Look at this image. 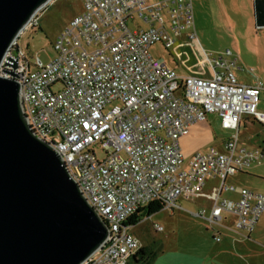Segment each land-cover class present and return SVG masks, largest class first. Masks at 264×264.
I'll list each match as a JSON object with an SVG mask.
<instances>
[{
  "label": "built area",
  "instance_id": "obj_1",
  "mask_svg": "<svg viewBox=\"0 0 264 264\" xmlns=\"http://www.w3.org/2000/svg\"><path fill=\"white\" fill-rule=\"evenodd\" d=\"M79 1L82 11L56 38L51 61H31L18 38L0 71L18 80L31 129L56 149L109 226L84 264H127L142 244L124 222L157 200L172 209L180 199L205 196L210 205L195 214L210 226L220 225L227 210L236 230L251 232L264 212V193L243 187L232 200L221 190H233L228 177L261 162L264 149L241 146L234 132L223 150L210 146L186 157L180 139L211 113L234 130L244 116L264 122L258 111L264 82H239L231 49L214 55L199 48L191 0ZM39 12L26 28L38 25ZM158 43L183 72L150 53ZM210 176L221 184L205 193Z\"/></svg>",
  "mask_w": 264,
  "mask_h": 264
},
{
  "label": "water",
  "instance_id": "obj_2",
  "mask_svg": "<svg viewBox=\"0 0 264 264\" xmlns=\"http://www.w3.org/2000/svg\"><path fill=\"white\" fill-rule=\"evenodd\" d=\"M50 1L0 0V66ZM256 21L264 26L259 3ZM20 88L0 71V264H84L107 239L109 226L56 149L31 129Z\"/></svg>",
  "mask_w": 264,
  "mask_h": 264
},
{
  "label": "rangeland",
  "instance_id": "obj_3",
  "mask_svg": "<svg viewBox=\"0 0 264 264\" xmlns=\"http://www.w3.org/2000/svg\"><path fill=\"white\" fill-rule=\"evenodd\" d=\"M191 1L200 49L202 45L209 53L214 55L226 49H231L238 58H241V54L237 50L238 47L246 54H253L258 47L264 48V41H259L260 39L254 34L253 26L256 24V18H251L250 11L247 12L242 6H237V2L232 0H224V2L221 0ZM81 11L82 3L79 0H51L43 7L38 14L39 25H29L22 31L18 39L19 45L28 58L33 62L37 61V58H40L44 63L51 61L56 55L54 49L56 38L68 26L73 17ZM261 29L264 30V26ZM150 53L156 58H163L170 67L175 68L178 72H183L162 44L158 43L152 46ZM235 73L236 75L239 74L236 71ZM244 74L246 77L250 76L247 71ZM59 87V85H55L54 89ZM261 97L260 110L264 107L263 92ZM208 122L218 138L233 132L231 129L223 128L218 116L208 115L205 121L198 123L195 130H192V144L195 145L199 142L204 144L202 148L208 147ZM255 127L256 130L261 129L257 124H255ZM244 131V126H241V140ZM96 150L98 156L102 158L104 154L101 148L98 147ZM262 160L261 164L254 163L247 169L254 166H257L256 169L264 168V159ZM208 187L210 186L205 188L206 191H208ZM179 201L185 209L164 208L131 226L130 231L139 238L140 243L143 245L153 240H159L164 245L176 242L175 244L181 246L180 248L186 247V249L196 245H208V222L186 211V209H197L193 201ZM155 224L162 225L164 229L162 231L156 230Z\"/></svg>",
  "mask_w": 264,
  "mask_h": 264
},
{
  "label": "crops",
  "instance_id": "obj_4",
  "mask_svg": "<svg viewBox=\"0 0 264 264\" xmlns=\"http://www.w3.org/2000/svg\"><path fill=\"white\" fill-rule=\"evenodd\" d=\"M221 1L224 2V0ZM232 1L237 2V6H242L247 12L250 11L251 18H256V6L258 3L260 6L264 5L263 0L262 2H258V0ZM262 27L263 26H258L256 21L253 29L254 34L258 37V39H260L259 41L263 42L264 30L261 29ZM237 50L238 53L241 54V58H239L238 61V67L235 70L236 72H239V74L236 75L238 81L248 85L257 84L260 81L264 82V48L261 49L258 47L253 54L248 53L250 55L244 53L239 47ZM246 71L250 73L249 77L245 76L244 72ZM262 92L264 93V90ZM259 105L258 111L264 113V107L260 110ZM209 115H216L220 118L217 113H211ZM202 121L192 125L189 132L183 135L180 139L181 147L186 157L191 156L199 149H205L202 148L204 144L198 142L194 145L191 142L192 130H195V126ZM255 124L259 125L261 129L258 128V130H256ZM241 126H244L245 129L242 135V140L240 137ZM225 129L228 130L230 128ZM231 130H233V132L218 138L208 122V147L216 146L220 150H223L224 141L234 132H237L240 138L239 142L241 146L264 149V132H262L264 131V122L258 121L250 116H244L239 128L237 130ZM262 159H264V157ZM262 161L263 160H261V162L254 163L261 164ZM252 164L228 177L227 183L234 185V189H222L221 197L237 200L240 196V190L243 187L264 193V168L256 169L257 166H254L251 169H247V167H250ZM220 184V178L210 176L207 179L205 188L207 186L210 187H208V191L205 190L204 192L210 193L212 190L219 188ZM179 202L180 201H178V206L174 208L185 209ZM193 202L195 203L197 209H186V211L195 217H200L195 213H197L201 207H208L210 205V200H208L205 196H200ZM174 208L172 209L174 210ZM223 215L224 219L220 225L215 227L208 225V245H196L186 249V247L180 248L181 246L175 244L176 242H173L170 245H164L162 243V251L158 253L153 264H264V212L255 228L249 233L236 230L234 226L235 215L231 211L226 210ZM217 235L221 236L219 241L215 239Z\"/></svg>",
  "mask_w": 264,
  "mask_h": 264
},
{
  "label": "trees",
  "instance_id": "obj_5",
  "mask_svg": "<svg viewBox=\"0 0 264 264\" xmlns=\"http://www.w3.org/2000/svg\"><path fill=\"white\" fill-rule=\"evenodd\" d=\"M39 25V23H38ZM165 203L161 200L152 201L145 206L138 207L124 222V225L134 226L145 217L151 216L164 209ZM162 251V243L153 240L146 245H141L139 249L130 256L127 264H153L156 256Z\"/></svg>",
  "mask_w": 264,
  "mask_h": 264
}]
</instances>
